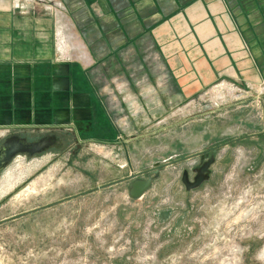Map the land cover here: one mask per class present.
Returning <instances> with one entry per match:
<instances>
[{
    "label": "rangeland",
    "instance_id": "374dc122",
    "mask_svg": "<svg viewBox=\"0 0 264 264\" xmlns=\"http://www.w3.org/2000/svg\"><path fill=\"white\" fill-rule=\"evenodd\" d=\"M160 135L128 166L100 147L45 137L32 152L9 137L0 264H264V81L216 83Z\"/></svg>",
    "mask_w": 264,
    "mask_h": 264
},
{
    "label": "crops",
    "instance_id": "0c3cea01",
    "mask_svg": "<svg viewBox=\"0 0 264 264\" xmlns=\"http://www.w3.org/2000/svg\"><path fill=\"white\" fill-rule=\"evenodd\" d=\"M220 81H264V0H0V147L52 137L128 166Z\"/></svg>",
    "mask_w": 264,
    "mask_h": 264
},
{
    "label": "flooded vegetation",
    "instance_id": "af4514ba",
    "mask_svg": "<svg viewBox=\"0 0 264 264\" xmlns=\"http://www.w3.org/2000/svg\"><path fill=\"white\" fill-rule=\"evenodd\" d=\"M9 141H13V138H7L6 140L3 141L1 147H0V161L6 157L7 155H9L8 153L11 152V150H13L14 148L16 149V147L9 143ZM26 146V147H25ZM29 145L25 144L24 147L26 148V150H30V151H34V150H37L38 148H41L40 147V144H37L35 146H29ZM1 163V162H0Z\"/></svg>",
    "mask_w": 264,
    "mask_h": 264
},
{
    "label": "water",
    "instance_id": "95a60500",
    "mask_svg": "<svg viewBox=\"0 0 264 264\" xmlns=\"http://www.w3.org/2000/svg\"><path fill=\"white\" fill-rule=\"evenodd\" d=\"M251 136L253 137V136H256V135H251ZM133 177L134 176H130L129 178H133ZM124 180H126V179H123V181ZM145 186H146L145 183H138V182L133 183L132 184V188H131V194L133 196H136V195L140 194L143 191Z\"/></svg>",
    "mask_w": 264,
    "mask_h": 264
},
{
    "label": "bare ground",
    "instance_id": "6f19581e",
    "mask_svg": "<svg viewBox=\"0 0 264 264\" xmlns=\"http://www.w3.org/2000/svg\"><path fill=\"white\" fill-rule=\"evenodd\" d=\"M60 48V47H59ZM62 51H63V49H62Z\"/></svg>",
    "mask_w": 264,
    "mask_h": 264
}]
</instances>
